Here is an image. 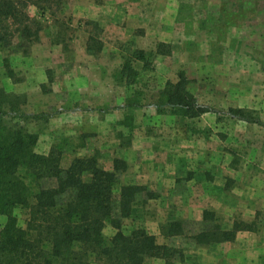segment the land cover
Returning a JSON list of instances; mask_svg holds the SVG:
<instances>
[{"label":"rangeland","instance_id":"374dc122","mask_svg":"<svg viewBox=\"0 0 264 264\" xmlns=\"http://www.w3.org/2000/svg\"><path fill=\"white\" fill-rule=\"evenodd\" d=\"M186 1L169 27L125 16L102 27L87 18V0H66L55 12L29 6L40 29L31 40L17 33L10 44L0 42V88L25 99L27 118L19 120L38 136L37 152L54 148L63 167L93 157L107 170L118 157L127 167L117 173L115 192L125 184L151 190L123 220L124 232L144 227L157 242L179 245L186 264H213L231 244L198 245L189 238L205 227L204 210L225 226L251 223L244 239L264 242V0ZM134 50L145 60L134 59ZM127 59L138 71L132 85L119 74ZM181 73L209 109L198 117L175 114L159 99L165 83ZM230 108L262 124L239 119ZM14 212L24 225L25 210ZM176 219L183 220L185 235L167 239L161 227ZM5 220L0 216V228ZM115 231L106 224L103 234L109 239Z\"/></svg>","mask_w":264,"mask_h":264},{"label":"trees","instance_id":"16d2710c","mask_svg":"<svg viewBox=\"0 0 264 264\" xmlns=\"http://www.w3.org/2000/svg\"><path fill=\"white\" fill-rule=\"evenodd\" d=\"M65 1L0 0V42L10 44L17 33L28 40L37 36L40 26L37 18L28 14L29 6L40 12H55ZM91 40L89 35L87 49L92 47ZM132 57L145 60L141 50H134ZM131 62L127 59L119 70L130 85L138 75ZM11 75L10 71L8 76ZM159 99L175 114L188 118L209 110L196 101L182 73L177 82L165 83ZM24 104L21 95L0 88V216L6 217L0 228V264H143L148 258L174 264L183 259L179 245L157 242L156 236L144 227L122 230L123 220L133 215L141 194L152 195L147 186L138 184L121 185L115 192L117 173L127 167L125 160L114 158L112 168L107 170L93 157H76L63 167L60 152L54 148L46 153L36 151L38 136L20 124L19 119L27 118L21 109ZM229 112L239 119L262 124L244 109L230 108ZM44 180L51 182L45 185ZM17 208L25 210L24 225L15 215ZM202 222L205 227L189 237L198 245L233 241L239 230L251 229V223L241 221H234L226 229L207 210L203 211ZM106 224L116 230L109 239L103 234ZM161 233L170 240L184 236L183 220L166 222Z\"/></svg>","mask_w":264,"mask_h":264},{"label":"crops","instance_id":"0c3cea01","mask_svg":"<svg viewBox=\"0 0 264 264\" xmlns=\"http://www.w3.org/2000/svg\"><path fill=\"white\" fill-rule=\"evenodd\" d=\"M89 2V7L92 8V12L88 14L87 18L89 20L96 22L99 26L104 27V24L108 22L107 26L108 28L110 25H113L120 21V19L127 18L128 20L130 18H133L135 22H146V24H158V26H161L163 24L167 25L168 27L175 23V19L178 16H181V10L180 7L182 4H185L186 0H87ZM176 3V4H174ZM147 8V11H142L141 9ZM108 17H104L102 14L105 12ZM119 9H140L138 12H133L131 14L130 11L128 13L124 11L125 15H118ZM178 9V10H177ZM97 12H94L96 11ZM158 10H161L160 12ZM94 12V13H93ZM125 16V17H124ZM117 18V19H116ZM113 28V27H112ZM160 29V28H159ZM167 30H171L170 28H166L161 31L162 34L166 35L168 34ZM233 222L228 223L226 226L222 224V226L226 229H229L232 227ZM251 231L250 230H239L236 233V237L233 241H227V242H220L217 246L224 245V244H231V246H227L226 248L229 250L225 251L224 256H218V261L213 262V264H248V258H257L256 261L260 258L261 260L259 262H254L251 264H264V242H262L260 245L259 243H253L250 240L244 239L245 237H249ZM244 234V235H242ZM245 236V237H244ZM255 251L254 249H257ZM250 249H252V254L249 256ZM184 252V250H183ZM220 258V259H219ZM152 260L153 262L158 261L157 264H164V260L160 258H148L145 260L143 264L146 263V261ZM185 260V261H184ZM217 260V259H216ZM184 261V262H183ZM177 262V261H176ZM182 263L180 264H186L187 258H184L181 260ZM175 264V263H174ZM177 264V263H176Z\"/></svg>","mask_w":264,"mask_h":264}]
</instances>
